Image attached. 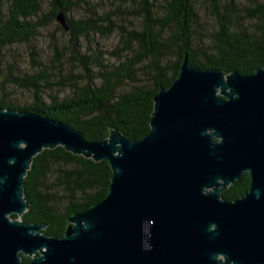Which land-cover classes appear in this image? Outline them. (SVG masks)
Instances as JSON below:
<instances>
[{
    "label": "water",
    "instance_id": "obj_1",
    "mask_svg": "<svg viewBox=\"0 0 264 264\" xmlns=\"http://www.w3.org/2000/svg\"><path fill=\"white\" fill-rule=\"evenodd\" d=\"M150 127L141 141L119 130L89 141L61 121L0 108V264H264V67L227 75L186 55L154 98ZM58 147L113 172L106 199L75 214L63 238L21 220L34 158ZM245 173L249 190L224 200Z\"/></svg>",
    "mask_w": 264,
    "mask_h": 264
},
{
    "label": "trees",
    "instance_id": "obj_2",
    "mask_svg": "<svg viewBox=\"0 0 264 264\" xmlns=\"http://www.w3.org/2000/svg\"><path fill=\"white\" fill-rule=\"evenodd\" d=\"M46 1L49 11L43 15ZM83 2L0 0V54L29 46L63 14L68 29L61 25L70 35L69 57L85 67L80 79L71 72V83L66 85L45 72L5 74L0 57V108L61 121L81 131L89 141L106 140L114 130L141 141L151 131L154 98L177 79L186 55L196 67L218 69L227 75H251L264 67V0H250L244 8L241 0H209L207 10L214 23L210 27L201 20L194 0H114V16L119 21L135 12L143 17V24L134 29L126 26L125 19L118 25L107 15L98 21L67 19L66 15ZM117 31L122 37L119 57L123 52L128 55L119 65L100 69L94 76L90 58L81 54L78 42L90 33L112 35ZM143 73L149 82L140 81ZM16 88L28 93L33 102L18 104ZM112 177L107 161L76 156L62 147L45 150L34 158L25 178V199L30 208L21 220L46 225L44 234L63 238L75 214L106 199ZM249 188L245 175L223 193V199L234 201ZM30 261L23 256L24 263Z\"/></svg>",
    "mask_w": 264,
    "mask_h": 264
},
{
    "label": "rangeland",
    "instance_id": "obj_3",
    "mask_svg": "<svg viewBox=\"0 0 264 264\" xmlns=\"http://www.w3.org/2000/svg\"><path fill=\"white\" fill-rule=\"evenodd\" d=\"M85 1L86 2L81 3L79 7L74 8L72 12L67 14V19H93L98 21L104 15H107L118 23V25L121 24L122 19H125L128 28H140L143 24V17L140 16L139 12L121 17L119 21L118 18L114 16L115 8L112 4L114 0ZM249 1L250 0H241V7L244 8ZM194 5L201 14V20L209 25L208 27H210V25L212 26L214 23L210 12L207 10L209 7V0H194ZM48 11L49 6L46 1L43 3V15L47 14ZM121 42L122 37L119 31L112 35L90 33L88 37H84L78 42L81 54L90 58L89 68L92 70L94 76H97L101 70L103 71L119 65L123 61L122 58L128 55L127 52H123L121 53V57H119ZM70 44L69 31L65 30L58 20H55L49 23L48 26L41 31L38 38L29 46L20 45L2 51L0 57L4 62L3 66L6 67L5 74L12 73L15 76H24L27 74H41L45 72L53 76L55 82H62L69 85L71 83L69 81L71 72L75 74V77L80 79V76H82L85 70L83 64H80L77 60L72 61L70 59V51L68 49ZM58 49L61 51V55H59ZM139 77L142 82L150 81L144 73L139 74ZM62 78L65 80H62ZM54 88L55 90L57 89L56 86H54ZM60 89L61 88L58 87V90ZM11 90L13 91L14 89L11 88ZM15 91V100L18 104L26 105L33 102L32 97H30L28 93L17 88Z\"/></svg>",
    "mask_w": 264,
    "mask_h": 264
},
{
    "label": "flooded vegetation",
    "instance_id": "obj_4",
    "mask_svg": "<svg viewBox=\"0 0 264 264\" xmlns=\"http://www.w3.org/2000/svg\"><path fill=\"white\" fill-rule=\"evenodd\" d=\"M245 175L249 178V182L251 183V180H250V176H249V174H248V173H245V174L242 175V177L245 176ZM242 177H241V179H242ZM241 179H240V180H241ZM240 180H238V181H240ZM233 185H234V184H233ZM230 187H231V186H230ZM248 190H249V189H248ZM248 190H247V191H248ZM247 191H246V192H247ZM244 195H245V194H244ZM244 195H243V196H244ZM239 198H241V197H239ZM235 200H236V199H235Z\"/></svg>",
    "mask_w": 264,
    "mask_h": 264
}]
</instances>
